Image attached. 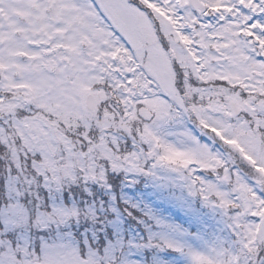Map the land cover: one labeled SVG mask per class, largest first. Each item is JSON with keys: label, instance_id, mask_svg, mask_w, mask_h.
I'll return each instance as SVG.
<instances>
[{"label": "snow or ice", "instance_id": "6c2138e0", "mask_svg": "<svg viewBox=\"0 0 264 264\" xmlns=\"http://www.w3.org/2000/svg\"><path fill=\"white\" fill-rule=\"evenodd\" d=\"M0 264H264V0H0Z\"/></svg>", "mask_w": 264, "mask_h": 264}]
</instances>
